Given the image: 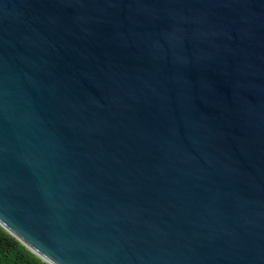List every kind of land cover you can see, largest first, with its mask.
<instances>
[{
	"label": "water",
	"instance_id": "water-1",
	"mask_svg": "<svg viewBox=\"0 0 264 264\" xmlns=\"http://www.w3.org/2000/svg\"><path fill=\"white\" fill-rule=\"evenodd\" d=\"M0 226L48 264H264V0H0Z\"/></svg>",
	"mask_w": 264,
	"mask_h": 264
},
{
	"label": "trees",
	"instance_id": "trees-1",
	"mask_svg": "<svg viewBox=\"0 0 264 264\" xmlns=\"http://www.w3.org/2000/svg\"><path fill=\"white\" fill-rule=\"evenodd\" d=\"M0 264H48L0 226Z\"/></svg>",
	"mask_w": 264,
	"mask_h": 264
},
{
	"label": "clouds",
	"instance_id": "clouds-1",
	"mask_svg": "<svg viewBox=\"0 0 264 264\" xmlns=\"http://www.w3.org/2000/svg\"><path fill=\"white\" fill-rule=\"evenodd\" d=\"M0 231H2V229H0ZM37 264H39V262H37Z\"/></svg>",
	"mask_w": 264,
	"mask_h": 264
}]
</instances>
